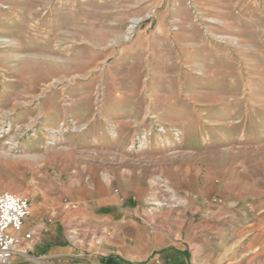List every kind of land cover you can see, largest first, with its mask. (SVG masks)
Segmentation results:
<instances>
[{"label": "rangeland", "instance_id": "374dc122", "mask_svg": "<svg viewBox=\"0 0 264 264\" xmlns=\"http://www.w3.org/2000/svg\"><path fill=\"white\" fill-rule=\"evenodd\" d=\"M3 191L72 243L264 264V0H0Z\"/></svg>", "mask_w": 264, "mask_h": 264}, {"label": "crops", "instance_id": "0c3cea01", "mask_svg": "<svg viewBox=\"0 0 264 264\" xmlns=\"http://www.w3.org/2000/svg\"><path fill=\"white\" fill-rule=\"evenodd\" d=\"M111 205L113 204L103 207L104 204L100 203V208H106L110 212H102L99 217L94 212L93 218L110 224V218L119 215ZM52 213L43 203L39 206L32 204L31 214L25 221L23 231H31L33 239L27 242V253L15 255V261L39 264H131L144 261L165 264L168 261L166 264H173V256L179 260L188 256V251L184 248L186 245L178 238L158 240L152 247L147 246L146 241L140 237L134 240L135 245H131L125 237L110 241L104 235L100 239L91 240L88 245L80 240L72 243L67 235L68 224L64 220L53 219ZM91 230L94 231V228Z\"/></svg>", "mask_w": 264, "mask_h": 264}, {"label": "built area", "instance_id": "2783aa9c", "mask_svg": "<svg viewBox=\"0 0 264 264\" xmlns=\"http://www.w3.org/2000/svg\"><path fill=\"white\" fill-rule=\"evenodd\" d=\"M139 137L141 142L146 141L148 132H143ZM31 210L32 202L28 197H22L10 191L0 193V264H39L14 260L15 255L27 253V242L33 239L31 231H23ZM48 221L51 222V219ZM131 264L152 263L144 261Z\"/></svg>", "mask_w": 264, "mask_h": 264}, {"label": "trees", "instance_id": "16d2710c", "mask_svg": "<svg viewBox=\"0 0 264 264\" xmlns=\"http://www.w3.org/2000/svg\"><path fill=\"white\" fill-rule=\"evenodd\" d=\"M109 261H111V260L109 259ZM112 263H114V262L112 261Z\"/></svg>", "mask_w": 264, "mask_h": 264}, {"label": "bare ground", "instance_id": "6f19581e", "mask_svg": "<svg viewBox=\"0 0 264 264\" xmlns=\"http://www.w3.org/2000/svg\"><path fill=\"white\" fill-rule=\"evenodd\" d=\"M136 22V21H135ZM138 22V21H137Z\"/></svg>", "mask_w": 264, "mask_h": 264}]
</instances>
